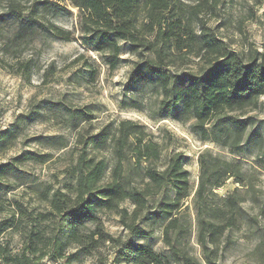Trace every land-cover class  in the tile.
<instances>
[{
  "label": "trees",
  "instance_id": "16d2710c",
  "mask_svg": "<svg viewBox=\"0 0 264 264\" xmlns=\"http://www.w3.org/2000/svg\"><path fill=\"white\" fill-rule=\"evenodd\" d=\"M68 1L77 9L78 29L46 19V13L73 14L53 0H35L27 14L18 2L11 1L0 13V24L16 22V39L40 32L65 41L78 37L109 72L121 64L127 44L137 58L127 86L150 87L157 94L156 116L190 122L191 131L201 141L217 143L238 155L260 137L249 131L257 118L248 113L257 110L264 96V51L245 56L228 47L183 0ZM85 63L88 77L94 80L98 61ZM12 143L10 130L0 131V153ZM78 143L72 162L64 169L63 185L41 192L47 210L35 214L33 208L30 226L23 230L18 222L27 212L21 202H15L12 214L1 219L0 234L19 231L24 239L16 252L10 242H0V259L5 264H32L50 251L63 260L61 264H75L80 253L91 254L107 243L114 255L110 264H217L221 236L247 217L239 188L225 196L217 192L230 178L245 185L238 158L202 150L199 177L193 182L185 165L186 154L171 151L164 156L163 145L144 124L131 119L81 135ZM91 147L110 148L112 159L97 157ZM18 165L0 162V190L4 184L8 190L15 187L8 178L19 171ZM100 211L115 212L125 233L109 232ZM42 222L55 226L47 231ZM194 226L201 259L190 252L188 243ZM157 227L167 252L140 242L151 238ZM72 246L76 251H69ZM98 264L107 262L101 259Z\"/></svg>",
  "mask_w": 264,
  "mask_h": 264
},
{
  "label": "rangeland",
  "instance_id": "374dc122",
  "mask_svg": "<svg viewBox=\"0 0 264 264\" xmlns=\"http://www.w3.org/2000/svg\"><path fill=\"white\" fill-rule=\"evenodd\" d=\"M11 1L18 2L25 14L35 2L0 0V13L7 10ZM53 1L67 6L73 14L46 13V19L64 28L78 29L77 9L71 7L68 0ZM183 1L190 10L197 11L228 47L245 56H251L256 50L264 51V0ZM17 29V23L12 20L0 24V131L8 129L14 135V143L0 153V162L13 161L20 168L8 178L15 187L8 190L4 184L0 190L3 207L0 221L12 214L15 202H21L27 213L18 222L19 228L29 227V213L33 208H36L35 214L47 210L41 192L47 187L63 185L64 169L75 156L79 137L97 133L122 119H131L144 124L152 137L163 145L164 156L171 151L186 154L185 165L193 182H197L200 173L199 154L206 148L213 154L240 160L245 185L230 178L217 192L225 196L239 188L238 193L245 199L242 206L247 217L221 236L216 262L264 264V96L257 110L248 113L257 118L249 131L259 133L260 137L238 155L217 143L201 141L191 131L190 122L180 123L171 116H156L157 94L150 87L133 89L127 86L133 62L137 59L127 44L121 64L109 72L94 51L85 50L78 37L65 41L40 32L34 37L16 39ZM81 54L84 57L75 62ZM191 58L198 60L194 55ZM92 59L99 64L94 80L88 77L85 63ZM90 152L97 157H113L110 148L91 147ZM8 179L2 181L8 182ZM99 215L109 232L125 233L115 212L100 211ZM40 225L46 226L47 231L55 226L52 222ZM88 227L92 228L93 224ZM23 240L19 231L5 230L0 234V242H10L15 252L21 248ZM140 242L151 244L159 252L168 250L158 227L151 238L140 239ZM188 243L190 252L201 259L202 247L197 240L196 226ZM76 249L72 246L69 251ZM112 250L107 243L91 254L80 253L74 263L98 264L103 259L110 264L114 258ZM53 254L50 251L32 264H61L63 260ZM0 264L5 263L0 259Z\"/></svg>",
  "mask_w": 264,
  "mask_h": 264
}]
</instances>
